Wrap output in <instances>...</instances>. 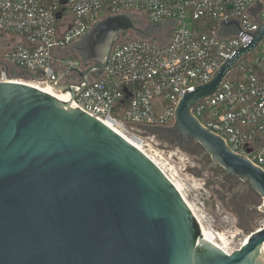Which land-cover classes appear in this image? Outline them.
Listing matches in <instances>:
<instances>
[{
  "label": "water",
  "instance_id": "95a60500",
  "mask_svg": "<svg viewBox=\"0 0 264 264\" xmlns=\"http://www.w3.org/2000/svg\"><path fill=\"white\" fill-rule=\"evenodd\" d=\"M137 31L129 13L97 21L75 43L88 66L79 85L50 86L65 100L27 83L0 82V264H264V225L226 253L197 222L186 201L141 150L72 102L103 73L112 45ZM264 40V23L212 79L187 92L170 131L194 142L211 168L262 198L264 171L231 152L190 108L212 96L238 61ZM20 78L43 81L23 71ZM129 97L128 95L126 96Z\"/></svg>",
  "mask_w": 264,
  "mask_h": 264
},
{
  "label": "built area",
  "instance_id": "2783aa9c",
  "mask_svg": "<svg viewBox=\"0 0 264 264\" xmlns=\"http://www.w3.org/2000/svg\"><path fill=\"white\" fill-rule=\"evenodd\" d=\"M122 13L146 25L120 35L101 76L90 77L72 102L135 140L173 178L153 149L154 135L143 131L174 126L180 99L250 43L264 23V0H0V82L26 83L18 76L25 71L50 85L69 70L59 82L79 85L74 70L92 64L82 62L75 43L97 21ZM190 112L264 171V40Z\"/></svg>",
  "mask_w": 264,
  "mask_h": 264
},
{
  "label": "rangeland",
  "instance_id": "374dc122",
  "mask_svg": "<svg viewBox=\"0 0 264 264\" xmlns=\"http://www.w3.org/2000/svg\"><path fill=\"white\" fill-rule=\"evenodd\" d=\"M135 23L146 25L142 19ZM143 132L154 135L153 149L169 164L167 168L171 170L168 171L178 182L185 200L197 213L211 239L222 248L238 249L250 232L264 225L262 198L250 189H243L234 177L220 178L222 170L210 167L209 159L202 155L198 145L192 141L177 143V137L170 131L145 129ZM240 192L247 193L242 204ZM216 234L223 237L222 243Z\"/></svg>",
  "mask_w": 264,
  "mask_h": 264
},
{
  "label": "bare ground",
  "instance_id": "6f19581e",
  "mask_svg": "<svg viewBox=\"0 0 264 264\" xmlns=\"http://www.w3.org/2000/svg\"><path fill=\"white\" fill-rule=\"evenodd\" d=\"M26 83H28V84H30V85H32V86H34V87H36V88H41V89H44V90H46V91H49V92H51V93H53L54 95H56V96H58V97H60L61 99H65V100H67V97H68V95L65 93V94H60L59 92H57V91H55L49 84H37V83H34V82H32V81H26ZM68 93V92H67ZM127 139V138H126ZM133 146H135L136 148H138L139 150H141L143 153H145L146 155H148L147 154V152H145L142 148H140V146H139V144L135 141V140H133V139H127ZM149 157H150V155H149ZM153 162L156 164V165H159L158 164V162L155 160V159H153ZM165 165L166 166H168L169 164L168 163H165ZM168 170H171V168H168ZM164 171V170H163ZM166 172V174L168 175V177H169V179H170V181L174 184V186L176 187V189L180 192V194L182 195V197L184 198V200H185V197H184V195H183V193H182V190H181V188L179 187V185H178V182H176V180H175V177L173 176V178H171L170 177V175L168 174V172L167 171H165ZM186 201V203H187V205H188V207L191 209V211H192V213L194 214V216H195V218H196V220H197V222L199 223V225L202 227V229L204 230V232L207 234V236L211 239V236L208 234V232L205 230V227L203 226V222L200 220V218L197 216V213H195V211H194V209L191 207V205L189 204V202L187 201V200H185ZM216 237H217V239L219 240V241H221V243H222V241H223V237L221 236V235H219V234H216L215 235ZM248 237V236H247ZM247 239V238H246ZM212 240V242L217 246V247H219L220 249H222L223 251H225L226 253H229V250L228 249H226L225 247H221V245H220V243H218L216 240H213V239H211Z\"/></svg>",
  "mask_w": 264,
  "mask_h": 264
},
{
  "label": "flooded vegetation",
  "instance_id": "af4514ba",
  "mask_svg": "<svg viewBox=\"0 0 264 264\" xmlns=\"http://www.w3.org/2000/svg\"><path fill=\"white\" fill-rule=\"evenodd\" d=\"M232 178H233V177H232ZM235 182H236V180H235ZM245 193H246V192H242V193L240 192V193H239V195H242V194H243V195H242L243 198L241 199L242 201H240V204L244 203V200H243V199H246L247 193H246V195H245ZM244 197H245V198H244ZM237 199H240V198L237 197ZM246 208H247V207H246Z\"/></svg>",
  "mask_w": 264,
  "mask_h": 264
},
{
  "label": "trees",
  "instance_id": "16d2710c",
  "mask_svg": "<svg viewBox=\"0 0 264 264\" xmlns=\"http://www.w3.org/2000/svg\"><path fill=\"white\" fill-rule=\"evenodd\" d=\"M136 22H137V21H136ZM68 54H73V56H75V53H68ZM21 72H22V71H21ZM21 72H20V73H21Z\"/></svg>",
  "mask_w": 264,
  "mask_h": 264
}]
</instances>
